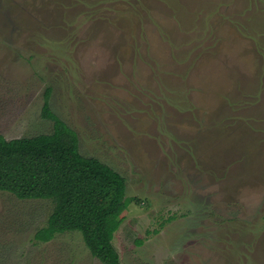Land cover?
Returning a JSON list of instances; mask_svg holds the SVG:
<instances>
[{"label": "rangeland", "instance_id": "obj_1", "mask_svg": "<svg viewBox=\"0 0 264 264\" xmlns=\"http://www.w3.org/2000/svg\"><path fill=\"white\" fill-rule=\"evenodd\" d=\"M47 87L126 178L123 264H264V0H0V132H51ZM53 208L0 190V264H103Z\"/></svg>", "mask_w": 264, "mask_h": 264}, {"label": "trees", "instance_id": "obj_2", "mask_svg": "<svg viewBox=\"0 0 264 264\" xmlns=\"http://www.w3.org/2000/svg\"><path fill=\"white\" fill-rule=\"evenodd\" d=\"M50 92L47 87L43 116L53 121L51 132L10 139L0 132V190L54 201L47 223L35 232L37 240L78 230L103 264H123L114 237L131 202L126 178L80 151L77 131L51 108Z\"/></svg>", "mask_w": 264, "mask_h": 264}, {"label": "crops", "instance_id": "obj_3", "mask_svg": "<svg viewBox=\"0 0 264 264\" xmlns=\"http://www.w3.org/2000/svg\"><path fill=\"white\" fill-rule=\"evenodd\" d=\"M261 182V181H260Z\"/></svg>", "mask_w": 264, "mask_h": 264}]
</instances>
